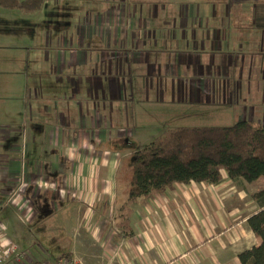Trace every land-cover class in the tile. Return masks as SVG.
<instances>
[{"label":"rangeland","instance_id":"1","mask_svg":"<svg viewBox=\"0 0 264 264\" xmlns=\"http://www.w3.org/2000/svg\"><path fill=\"white\" fill-rule=\"evenodd\" d=\"M254 1L45 0L40 10L32 13L0 6V203L26 196L30 169L54 183L47 185L48 190L56 186L67 201L75 199V191L67 184L69 168L67 172L55 170L64 159L60 155L52 158L47 150L51 141L57 145L59 130L72 140L88 136L92 145L94 133L102 130L107 139L97 147L102 155L125 150L122 163L119 157L113 159L111 174L117 188L113 201L123 203L130 188V156L164 131L179 126H230L250 114L254 121L264 122V29L247 25L254 14ZM119 15L127 16L130 28L141 34L139 45L122 62L112 57L113 50L106 42L117 32L116 36H121L125 28L126 24L118 28ZM195 44L198 48H193ZM136 48L138 54L134 53ZM73 54L77 67L70 62ZM110 66L120 94L95 98L88 77L99 71V89H105ZM194 73L198 78L210 74L218 84L225 81L232 94L227 93L224 100L223 95L198 94ZM68 74L79 87L65 80L66 92L52 95L51 84H46L48 93H44L42 76L55 82ZM35 109L46 113L45 119ZM58 114L63 115L61 125L56 120ZM92 116L97 121L95 127ZM89 149L93 151V147ZM12 159L19 161L20 167L14 179ZM12 182L10 191L8 184ZM46 182L41 186L46 187ZM261 183L264 177L247 185L253 188ZM206 185L202 192L207 196L218 191ZM197 190L198 184L182 186L171 200L201 201ZM160 198L164 196L153 201H162ZM237 199L236 194L230 201ZM38 201L44 206L41 209L36 204V219L15 220L24 237L14 236L12 242L37 260L55 262L68 254L74 228L60 227L59 212L50 203L65 200L42 194ZM8 213L0 206V222L7 220Z\"/></svg>","mask_w":264,"mask_h":264},{"label":"crops","instance_id":"2","mask_svg":"<svg viewBox=\"0 0 264 264\" xmlns=\"http://www.w3.org/2000/svg\"><path fill=\"white\" fill-rule=\"evenodd\" d=\"M91 19L90 15V24ZM122 24L126 25L121 31V36H116L117 32L114 39L108 38L106 41L107 47L113 50L110 53L112 57L119 58L121 62L131 55L130 51L134 50L135 45H139L141 35L138 30L130 28L127 16L119 15L117 16L118 28ZM193 48H198V45L195 44ZM135 50L134 53L138 54L137 48ZM75 55L73 54L70 59L73 67L78 65ZM15 62L16 60H13L11 63ZM107 72L105 78L109 84L106 86L105 80V89H99L101 83L98 79L102 78L99 76L101 75L99 71L88 77H91V85L88 78H85V83L90 85L95 98L101 95L120 94L119 84L114 83V71L111 66ZM216 75H220L218 70ZM194 76L198 94L209 92V94H217V98L223 95V100L227 93L232 94V91L225 88V81L220 80L218 84L210 79V74L207 75V78L205 76L198 78L196 73ZM221 76H223V71H221ZM49 78L50 76H42L40 82L45 87L43 88L44 93H48L46 84H51L49 93L55 96L66 92V87L63 85L65 80L69 85H74V88L80 86V83L77 85L75 77L70 74H68V78H59L55 82L48 81ZM27 89H30V85L27 86ZM195 94L197 93L195 92ZM58 104L61 107L62 104ZM105 109L104 112H107V107ZM126 109L128 111V108ZM38 110H36L37 115H40L41 119H45L46 113L38 112ZM200 113L202 114V112ZM250 115L248 118L253 120L251 118L253 114ZM126 116L128 120V114ZM34 118L35 116H32L31 121ZM62 118V114H58L56 117L60 125ZM91 120L95 127L96 119L92 116ZM98 123V125L103 123L99 116ZM94 134L96 140L92 139L94 141L92 145L88 136L82 135L76 140H72L69 135H64L59 130L55 142L62 147L54 145L51 141L47 150L52 153V158L60 155L64 159V163L61 166L58 165L55 170L56 172H67L69 168L71 175L67 179V184L71 191H75V199L67 201L66 194L59 191L56 186L53 190H48L47 185L50 186L54 183L45 176L40 177V174L34 173L33 169L28 170L31 183L24 191L26 196L18 199L19 201L0 203L2 210L5 209L9 212L7 220L0 222L7 239L12 241L14 236L24 237L19 230L21 227L18 228L15 220L18 222L19 219H36L38 216L36 204L38 203L42 209L44 203L38 200L44 194L51 198L56 196L65 200L50 201V203L59 212L57 214H59L60 227L74 228V238L70 250L67 252L85 264H242L240 253L261 243V238L248 225V218L264 210V206L253 197L254 193L264 187V183L258 187L249 188L247 184H254L256 181L232 180L226 171L223 172L224 178L219 184L195 181L188 184H176L173 190L152 196L148 201L132 203L130 219L133 234L127 235L123 228L117 224L120 209L126 201L123 203L113 201V193L116 194L117 188L115 178L111 176L114 167L113 159L116 160L119 157L121 161L126 156V152L125 150L109 151L102 155L97 147L106 143L107 139L102 130ZM90 147H93V151L89 149ZM43 149L42 147L41 150ZM83 149L85 151L82 154ZM11 163L14 166L11 177H17L20 173L19 161L17 163L12 159ZM117 170L118 167L115 171ZM12 179L14 178L12 177ZM43 181H47L46 187L41 186L44 185ZM193 184H198L197 191H200L198 193L201 195V201H175V198L171 200V196L176 195L179 188ZM206 184L213 186L218 191L212 196H207L208 194L202 192L205 190L202 186H208ZM11 188H14L13 182L8 184V190L12 191ZM62 191L64 190L62 189ZM236 194L238 199L230 201ZM156 196H164V198H160L162 201H153ZM33 199L37 201H33ZM10 205L12 209H8ZM114 214H116L115 218ZM17 245L21 248L19 244ZM28 256L32 260L41 261L33 258L30 253Z\"/></svg>","mask_w":264,"mask_h":264},{"label":"trees","instance_id":"3","mask_svg":"<svg viewBox=\"0 0 264 264\" xmlns=\"http://www.w3.org/2000/svg\"><path fill=\"white\" fill-rule=\"evenodd\" d=\"M44 3L45 0H0L1 7L26 13L40 10ZM252 6L254 14L247 25L264 29V0H255ZM129 161L130 188L117 224L132 235L130 217L134 202L173 190L176 184H219L224 171L232 180L254 182L264 177V122L242 119L230 126L170 128L149 146L135 151ZM253 197L264 206V187ZM248 225L261 243L242 251L240 260L242 264H264V210L251 215Z\"/></svg>","mask_w":264,"mask_h":264},{"label":"built area","instance_id":"4","mask_svg":"<svg viewBox=\"0 0 264 264\" xmlns=\"http://www.w3.org/2000/svg\"><path fill=\"white\" fill-rule=\"evenodd\" d=\"M85 264L72 256H63L55 262L35 261L29 258L26 251H22L11 240L4 235V230L0 226V264Z\"/></svg>","mask_w":264,"mask_h":264}]
</instances>
